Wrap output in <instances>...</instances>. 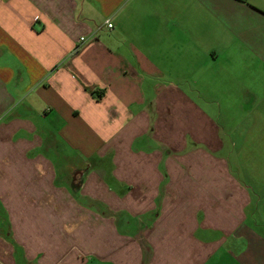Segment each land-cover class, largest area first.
Returning a JSON list of instances; mask_svg holds the SVG:
<instances>
[{
    "label": "crops",
    "instance_id": "0c3cea01",
    "mask_svg": "<svg viewBox=\"0 0 264 264\" xmlns=\"http://www.w3.org/2000/svg\"><path fill=\"white\" fill-rule=\"evenodd\" d=\"M226 81L264 85V0H0V264H264Z\"/></svg>",
    "mask_w": 264,
    "mask_h": 264
},
{
    "label": "rangeland",
    "instance_id": "374dc122",
    "mask_svg": "<svg viewBox=\"0 0 264 264\" xmlns=\"http://www.w3.org/2000/svg\"><path fill=\"white\" fill-rule=\"evenodd\" d=\"M238 86L237 81H226L223 82L221 90L217 91V97H227L223 99V104L226 106L228 103L229 109H216L215 102H211L214 97L208 101L207 108L215 109L210 112L213 117L215 112H221L218 120L224 126L221 135L225 145L219 155L228 161L229 171L236 179L254 190L264 191V85L257 82L252 84L254 94L247 101H244ZM262 204L263 201L259 204V215L264 212ZM260 218L258 223L262 226L257 228L262 231V216Z\"/></svg>",
    "mask_w": 264,
    "mask_h": 264
},
{
    "label": "built area",
    "instance_id": "2783aa9c",
    "mask_svg": "<svg viewBox=\"0 0 264 264\" xmlns=\"http://www.w3.org/2000/svg\"><path fill=\"white\" fill-rule=\"evenodd\" d=\"M106 25L111 28L113 26L112 22H110L109 20L106 21ZM85 40V37H80L79 38V44L77 47H79L80 45H82L83 41Z\"/></svg>",
    "mask_w": 264,
    "mask_h": 264
}]
</instances>
